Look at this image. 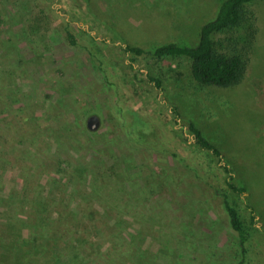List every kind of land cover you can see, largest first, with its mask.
Returning <instances> with one entry per match:
<instances>
[{
	"label": "rangeland",
	"instance_id": "374dc122",
	"mask_svg": "<svg viewBox=\"0 0 264 264\" xmlns=\"http://www.w3.org/2000/svg\"><path fill=\"white\" fill-rule=\"evenodd\" d=\"M221 1L0 0V219L19 221L26 262L235 264L226 196L248 233L245 264H264V0L250 6L235 88L195 87L185 58L124 52L194 45ZM40 9L49 24L29 30ZM225 165L245 194L226 188Z\"/></svg>",
	"mask_w": 264,
	"mask_h": 264
},
{
	"label": "trees",
	"instance_id": "16d2710c",
	"mask_svg": "<svg viewBox=\"0 0 264 264\" xmlns=\"http://www.w3.org/2000/svg\"><path fill=\"white\" fill-rule=\"evenodd\" d=\"M256 1L258 0H222L214 18L200 27L197 41L192 46L168 42L146 52L138 46L127 45L124 52L137 56L151 54L159 60L185 58L189 62V80L195 87L200 89L235 88L243 82L247 73V51L256 33L255 16L250 6ZM38 12L39 14L34 17L32 24L28 26L29 30L40 31L43 30L40 25L46 22L49 24L45 10L40 9ZM66 38L70 44H75V39L69 31H66ZM149 80L154 82L157 88L160 87L157 79L149 78ZM172 114L174 118L179 116L175 108L172 109ZM188 130L198 148L220 159L222 155L220 150L208 141L194 124H189ZM132 137L136 138L135 134ZM222 169L225 174L226 188L235 195L245 194L246 190L234 183L231 169L226 165ZM87 186L93 189L91 185ZM222 204L228 217L229 227L236 234L240 258L235 264H245L244 255L248 233L244 222L236 208L230 205L226 196L222 197ZM251 219H254L253 216ZM57 222L64 224L61 219H58ZM18 223V220L8 219L5 222L0 219V264H30V260L26 262L25 257L29 253L31 254V245L26 239L21 238L20 241L16 239L22 236V226ZM34 227H38L41 231L48 230V227L44 226L43 228L39 224H35ZM10 229L12 235L9 238L7 231Z\"/></svg>",
	"mask_w": 264,
	"mask_h": 264
},
{
	"label": "water",
	"instance_id": "95a60500",
	"mask_svg": "<svg viewBox=\"0 0 264 264\" xmlns=\"http://www.w3.org/2000/svg\"><path fill=\"white\" fill-rule=\"evenodd\" d=\"M100 126V121L96 115H91L86 119V128L90 132H95Z\"/></svg>",
	"mask_w": 264,
	"mask_h": 264
}]
</instances>
